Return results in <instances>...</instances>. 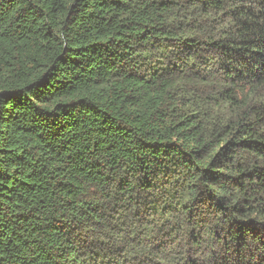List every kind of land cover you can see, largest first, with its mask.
<instances>
[{
    "label": "trees",
    "instance_id": "1",
    "mask_svg": "<svg viewBox=\"0 0 264 264\" xmlns=\"http://www.w3.org/2000/svg\"><path fill=\"white\" fill-rule=\"evenodd\" d=\"M0 264H264V0H0Z\"/></svg>",
    "mask_w": 264,
    "mask_h": 264
}]
</instances>
